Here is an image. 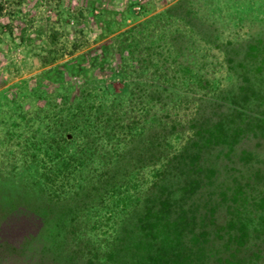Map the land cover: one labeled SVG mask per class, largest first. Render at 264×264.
<instances>
[{"label": "rangeland", "instance_id": "374dc122", "mask_svg": "<svg viewBox=\"0 0 264 264\" xmlns=\"http://www.w3.org/2000/svg\"><path fill=\"white\" fill-rule=\"evenodd\" d=\"M177 1L0 0V240L17 241L15 225L22 213L15 207L8 215V208L20 200L32 203L37 199L42 181L36 156L46 160L53 152L45 143L37 149L36 142L51 138L55 122L49 114L62 100L54 98V89L42 93L31 80L54 62L96 41L99 30L117 31L142 18L139 13H163ZM175 7L172 15L162 16L165 39L175 44L178 56L194 59L195 69L206 80L199 82L206 83L205 87L187 89L188 101L172 109L180 123L170 142L174 148L187 143L179 170L168 169L174 174L160 182L148 200L142 196L120 204L108 192L99 203L94 190L84 201L77 197L67 200L69 208L84 202L90 208L81 212L76 231L73 221L61 230L64 242L58 250L66 245L86 260L101 258L113 247L130 249L126 264L132 263V252L146 255L142 249L150 248L151 234L140 228L139 220L147 214L161 183L167 185V191L175 190L184 209L197 216L191 219L188 215L183 221L187 223L182 227L184 236L179 243L173 242L177 244L174 253H182L178 258L182 261L188 241L192 243L191 234L186 233L196 224L199 242L190 264H218L217 258L234 244L225 229L219 237L216 227L201 219L202 214H213L226 227L229 219L238 224L240 218L260 213L259 200L264 195V0H183ZM195 154L198 163L193 167L189 161ZM189 170L190 180L200 176L199 183L194 180V189L183 191L188 184L183 174ZM159 178L156 168L146 167L140 174L144 184ZM174 215L178 220L183 217L181 210ZM29 216L24 219L31 226L34 220ZM205 232L209 233L203 235ZM162 238L163 233L152 250L148 249V257L167 247ZM137 245L141 249L136 250ZM198 245L205 246L204 255H198ZM249 245L254 250L264 248L262 242ZM3 254L0 246V264H11ZM259 260L257 264H264V256Z\"/></svg>", "mask_w": 264, "mask_h": 264}, {"label": "trees", "instance_id": "16d2710c", "mask_svg": "<svg viewBox=\"0 0 264 264\" xmlns=\"http://www.w3.org/2000/svg\"><path fill=\"white\" fill-rule=\"evenodd\" d=\"M182 1L178 0L163 13L172 15L171 9L180 6ZM163 13L147 15L141 12L138 16L142 18L125 28L109 33L99 30L96 41L78 52H71L62 61L54 62L31 80L43 90L42 93L54 89V98H61L62 101L49 114L55 122L51 138H40L36 142L37 149H41L44 143L47 148L53 149L46 160L36 156L38 176L42 181L40 194L32 203L20 200L16 205L9 206L7 211L10 215L17 207L23 214L17 217L15 223L19 231L17 241L0 240L3 256L8 257L9 263L126 264L124 259L130 258V249L124 251L119 247H113L101 258L86 260H82L80 254L76 255L77 250L68 249L66 245L58 249L59 244L64 242L60 237L61 230L73 221L76 224L72 227L76 231L81 212L90 208L89 202L75 209L69 208L67 200L77 197L84 201L91 190L97 192L95 196L99 203L103 202L108 192L111 196L116 195L120 204L139 200L142 196L147 199L154 194L160 182L170 179L169 175L174 173L168 169L178 168L179 158L187 150L186 141L184 146L177 148L170 142V136L178 133L176 126L180 123L177 116H172V109L188 101L187 89L205 87L206 83L199 82L206 80L195 69L196 61L182 58V54L178 56L175 44L165 39V28L161 24ZM174 16L179 18L180 14ZM184 23L192 29L188 22L184 20ZM206 96L207 93L203 95L204 98ZM169 123L173 125L167 128ZM197 159L198 154H195L189 164L196 167ZM146 167L156 168L160 178L144 184L140 174ZM191 172L183 174L184 181H188L183 185V191H188L189 187L193 190L194 182L199 183L200 176L190 180ZM161 184L152 205L147 207V214L139 220L142 224L140 228L151 234L150 248L142 249L146 255L132 252L133 261L130 264L192 262L193 249L199 242L194 232L196 224L186 233L191 234L192 243L188 241L183 262L178 259L182 253H177L178 250L174 253L177 244L173 242L179 243L184 236L182 227H186L187 223L183 224V221L188 215L191 219L197 216L184 209V203L175 190L167 191V185ZM130 188H134L133 193ZM259 206L257 216L240 218L238 224L229 219L226 227L213 214H202L201 219L212 223L219 237L220 231L225 229L228 238L234 241L229 252L217 258L218 264H257L264 256L263 247L254 250L249 245V242L257 246L264 243V195L259 200ZM180 210L183 217L178 220L174 213ZM68 214H71L69 218ZM29 215L34 220L31 226L24 219ZM178 229L181 232H176ZM161 233L162 244L167 247L157 250L159 254L148 257V249L152 250ZM136 247V250L141 249L138 245ZM197 247L198 255H204L205 246Z\"/></svg>", "mask_w": 264, "mask_h": 264}]
</instances>
